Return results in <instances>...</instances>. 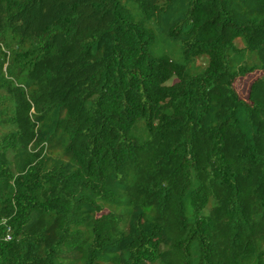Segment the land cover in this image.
I'll use <instances>...</instances> for the list:
<instances>
[{"label":"trees","instance_id":"16d2710c","mask_svg":"<svg viewBox=\"0 0 264 264\" xmlns=\"http://www.w3.org/2000/svg\"><path fill=\"white\" fill-rule=\"evenodd\" d=\"M0 264H264V0H0Z\"/></svg>","mask_w":264,"mask_h":264},{"label":"rangeland","instance_id":"374dc122","mask_svg":"<svg viewBox=\"0 0 264 264\" xmlns=\"http://www.w3.org/2000/svg\"><path fill=\"white\" fill-rule=\"evenodd\" d=\"M251 79L252 76L248 75L237 80L235 84V90L241 98H246Z\"/></svg>","mask_w":264,"mask_h":264}]
</instances>
